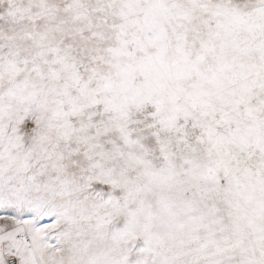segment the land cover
Instances as JSON below:
<instances>
[{"label": "snow or ice", "instance_id": "snow-or-ice-1", "mask_svg": "<svg viewBox=\"0 0 264 264\" xmlns=\"http://www.w3.org/2000/svg\"><path fill=\"white\" fill-rule=\"evenodd\" d=\"M0 264H264V0H0Z\"/></svg>", "mask_w": 264, "mask_h": 264}]
</instances>
